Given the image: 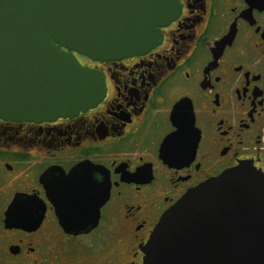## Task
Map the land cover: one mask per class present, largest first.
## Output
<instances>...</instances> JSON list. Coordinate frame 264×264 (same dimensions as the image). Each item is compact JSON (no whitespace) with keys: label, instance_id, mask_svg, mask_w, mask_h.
<instances>
[{"label":"flooded vegetation","instance_id":"flooded-vegetation-1","mask_svg":"<svg viewBox=\"0 0 264 264\" xmlns=\"http://www.w3.org/2000/svg\"><path fill=\"white\" fill-rule=\"evenodd\" d=\"M178 5L140 55L76 54L104 77L96 107L0 120V264H144L189 191L241 164L264 176V0Z\"/></svg>","mask_w":264,"mask_h":264},{"label":"water","instance_id":"water-1","mask_svg":"<svg viewBox=\"0 0 264 264\" xmlns=\"http://www.w3.org/2000/svg\"><path fill=\"white\" fill-rule=\"evenodd\" d=\"M178 12V0H0V120L40 123L96 107L104 77L76 54L140 55ZM52 201L60 209L62 194ZM144 253V264H264V176L246 166L189 191L161 217Z\"/></svg>","mask_w":264,"mask_h":264},{"label":"snow or ice","instance_id":"snow-or-ice-1","mask_svg":"<svg viewBox=\"0 0 264 264\" xmlns=\"http://www.w3.org/2000/svg\"><path fill=\"white\" fill-rule=\"evenodd\" d=\"M0 122H3V121H0ZM177 124H178L179 127H180V131L176 133V136H175V137H171L172 139L170 140V142H172V141L178 139V138L184 133V131H185V129H184V125L181 124L180 121H178ZM167 147H168V145H167ZM245 167H246V165L241 164L239 167H237V168L234 169V173H236V174L241 173V171H242ZM141 171H142V170H141ZM50 194H51V192H50ZM65 264H67V262H65Z\"/></svg>","mask_w":264,"mask_h":264}]
</instances>
